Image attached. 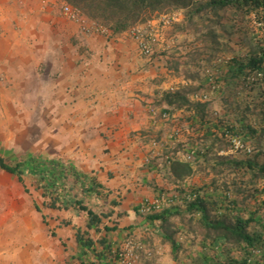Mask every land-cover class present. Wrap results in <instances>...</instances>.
<instances>
[{"label": "rangeland", "instance_id": "374dc122", "mask_svg": "<svg viewBox=\"0 0 264 264\" xmlns=\"http://www.w3.org/2000/svg\"><path fill=\"white\" fill-rule=\"evenodd\" d=\"M57 3L59 6L66 4L62 0ZM185 16V12H176L155 18L128 32L129 35L124 38L125 42L135 47L136 53L125 60L127 64L124 79L120 83L115 80L112 90L124 107L133 110L129 113L134 112L137 107L142 112L143 117L139 123L128 116L124 119L133 125H130L131 129L126 133L135 135L131 136L133 143L128 149L137 161L136 170H129L125 179L130 186L138 185V190L132 192L130 188L118 191V194H109L106 207L97 209L103 216L104 225H118L120 230L109 234L93 231L96 252L86 250L85 254L74 240L62 242L49 234L45 239V251L48 252L45 264H81V261L89 264L99 260L100 264H204V258L209 253L200 247L199 237L187 222L178 216H172L169 223L159 229L160 222L152 221L149 217L164 210L172 213L185 210L183 192L191 190H201L211 200L225 205L227 201L224 199L228 194L225 186H228L230 200H238L245 218L263 201L262 193L243 201V195L235 192V184L248 187V194L256 188L262 190L264 185L248 186V181L243 177H238L228 167L221 166L218 157L225 158L233 154L236 158H246V153L252 151L251 158L263 162L264 157L259 156L258 152L264 155V139L259 145L248 144L239 151L234 149L217 152L210 148L213 138L207 139L206 130L197 125L192 128L191 113L181 111L169 116L163 114V109L155 107L159 92L193 84L203 89L196 99L210 102L209 110L214 122L231 121L237 125L239 121H243L244 125L260 132L264 126L263 97L258 90L251 89V84L229 83L224 77L229 70L228 62L241 53H249L261 32L251 21L224 11L220 13L221 24L214 28L218 37L214 40L209 35L210 20L215 19L212 14L196 19L198 31H180L186 24ZM87 24L94 25L90 22ZM109 34L111 33L105 30L101 35L107 37ZM122 36L109 38L118 43L120 41L116 39H122ZM145 46L149 47V53L143 51ZM198 52L203 53L199 56ZM175 64H179L182 75H176ZM113 72L119 76L121 71L114 67ZM184 73L195 75L196 81L187 80ZM156 78H162L165 82L159 86L154 82ZM120 91L122 95L119 94ZM134 129L137 130L132 131ZM132 146L135 147L130 148ZM259 148L260 151L257 150ZM15 154L12 158H6L7 161L15 163L13 159L23 160L29 155L26 152ZM36 157L48 158L40 154H36ZM171 159L190 163L195 175L184 181L176 180L169 165ZM27 182L38 198L29 179ZM156 188L163 192L159 194L155 191ZM138 207L139 212L136 209ZM163 231L173 235L180 245L177 258L172 252L171 244L161 237L160 232ZM102 241L110 246V251L104 253L103 260L99 259V252L105 249L101 245Z\"/></svg>", "mask_w": 264, "mask_h": 264}, {"label": "crops", "instance_id": "0c3cea01", "mask_svg": "<svg viewBox=\"0 0 264 264\" xmlns=\"http://www.w3.org/2000/svg\"><path fill=\"white\" fill-rule=\"evenodd\" d=\"M48 1L0 0V158L26 152L73 160L98 177L108 197L137 192L138 185L125 179L137 161L128 149L135 135L126 133L133 125L124 119L139 123L143 116L137 106L129 113L112 90L136 53L124 41L129 34L117 43L102 32L86 33L62 16L59 0ZM25 185L29 193L17 177L0 171V264H45L49 234L75 242L78 230L87 228L73 210L45 208L32 176Z\"/></svg>", "mask_w": 264, "mask_h": 264}, {"label": "trees", "instance_id": "16d2710c", "mask_svg": "<svg viewBox=\"0 0 264 264\" xmlns=\"http://www.w3.org/2000/svg\"><path fill=\"white\" fill-rule=\"evenodd\" d=\"M66 4L78 9L82 17L95 26L106 29L110 37H118L131 32L139 25L146 24L155 18L167 16L176 12H185V26L180 31L196 30V19L213 15L214 20L209 23V35L217 40L214 28L220 25V13L230 11L233 16L251 21L260 30L255 39L254 47L249 53L240 54L229 62V70L225 81L229 83H249L251 89L258 90L263 97L264 105V0H62ZM203 53V52H202ZM201 52L197 55L201 56ZM194 55V59H195ZM211 57V56H210ZM177 76L182 75L179 64L174 65ZM185 78L196 81L193 74L184 73ZM154 82L162 85L165 80L156 78ZM203 89L193 84H187L177 90L159 92V99L155 107L163 109V114L173 116L178 112L191 113L192 128L194 125L206 130L208 140L213 138L210 146L217 152L234 150V139L248 144H258L264 139V126L260 132L239 121L236 125L231 121L212 120L210 102L196 99ZM264 118V112H263ZM244 119V118H243ZM247 131V132H245ZM243 147V148H244ZM260 147V146H258ZM208 148V146H207ZM261 150V148L257 149ZM252 151L246 153V158H236L233 154L225 158L218 157L221 166L228 167L238 177L248 181V186L264 185V161L251 158ZM259 156H263L258 152ZM171 173L178 181L192 178L195 175L193 166L181 160H169ZM0 171L17 177L25 187V177L32 176L36 180L38 189L42 191L44 206L58 211L73 210L77 217L83 216L88 224L86 229H79L75 243L85 254L86 250H95L93 231L106 234L118 232V225L109 227L103 224V216L97 209L106 207L107 193L105 186L94 173H86L73 160H62L55 157L41 159L34 155L15 163L0 158ZM235 192L243 195V201L258 194L264 195L262 190L248 191V187L235 184ZM228 194L223 202L212 198L201 190H191L184 193L185 210L175 213L164 210L149 217L152 221L160 222L161 229L169 223L170 217L178 216L187 222L190 229L200 239V247L209 253L204 258V264H264V199L247 218L242 213L241 205L236 198L230 200ZM159 194L161 189H155ZM252 195V196H251ZM39 213L42 208L35 202ZM143 207V206H142ZM139 212V207L136 208ZM45 223L46 216L44 217ZM165 242L172 246V252L177 258L180 245L167 231L160 232ZM53 237L56 235L53 233ZM101 245L105 248L99 252V259H105L110 246L106 241ZM236 253L239 255L236 256ZM84 264V263H83ZM89 264H100V260Z\"/></svg>", "mask_w": 264, "mask_h": 264}, {"label": "built area", "instance_id": "2783aa9c", "mask_svg": "<svg viewBox=\"0 0 264 264\" xmlns=\"http://www.w3.org/2000/svg\"><path fill=\"white\" fill-rule=\"evenodd\" d=\"M61 14L68 21L80 24L82 26L83 31H85L86 33H91L93 31L95 32L105 31L103 28L97 27L95 25L87 24L88 22L82 17L81 12L71 5L63 4L61 8ZM149 50L150 49L148 46L143 47V51H145L146 53H149ZM233 144H234V149H236L237 151H239L244 147L241 141H239L238 139L234 140Z\"/></svg>", "mask_w": 264, "mask_h": 264}, {"label": "clouds", "instance_id": "9594fccd", "mask_svg": "<svg viewBox=\"0 0 264 264\" xmlns=\"http://www.w3.org/2000/svg\"><path fill=\"white\" fill-rule=\"evenodd\" d=\"M104 30H106V29H104ZM107 31V30H106ZM109 32V31H108Z\"/></svg>", "mask_w": 264, "mask_h": 264}]
</instances>
